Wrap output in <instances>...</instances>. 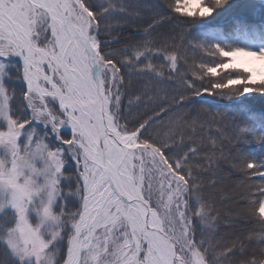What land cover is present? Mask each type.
I'll list each match as a JSON object with an SVG mask.
<instances>
[{"label":"snow or ice","instance_id":"snow-or-ice-1","mask_svg":"<svg viewBox=\"0 0 264 264\" xmlns=\"http://www.w3.org/2000/svg\"><path fill=\"white\" fill-rule=\"evenodd\" d=\"M232 8L0 0V264H264V159L240 147L264 130L194 107L264 94V34L190 31ZM224 161L243 177L234 195Z\"/></svg>","mask_w":264,"mask_h":264},{"label":"trees","instance_id":"trees-1","mask_svg":"<svg viewBox=\"0 0 264 264\" xmlns=\"http://www.w3.org/2000/svg\"><path fill=\"white\" fill-rule=\"evenodd\" d=\"M203 20H204V23L190 26V31L194 38L200 39L202 41L209 39V37L205 35L207 33V34H210V36L215 37L217 42H220L221 40L225 42L229 40L230 37L240 39L238 38L239 36H237L238 34L236 30H233V29L229 30L225 26V24H223L224 22L222 20H224V16L219 20H216L214 18H203ZM248 29L252 30V28L250 27H248ZM257 29L263 30L264 32V27L262 28L258 27ZM123 35L125 36V38L128 40L129 43H132L135 40L140 39L139 36L135 35V30L133 29H126ZM240 42L243 44L246 43L245 41L242 42L241 39H240ZM192 63H193V60L189 58L188 64L191 65ZM196 63L199 64L200 61L196 60ZM220 74L222 75L221 72ZM205 83H207V81H205ZM241 99H247L251 103L255 104L256 106H260L264 108V102H262L260 99H257V98L254 99V98H249V97H244V96L239 97V95H234L229 99L227 95L209 96L208 94H205L203 97L197 98V103L195 104L194 107L200 108L201 106H204V107H208L212 109L213 111L221 112L226 117L225 123H231L233 119L235 121H238L240 120L239 118H242V117L255 119L249 107H247L246 105L241 103V101H239ZM201 118L207 119V117L203 115ZM242 137L244 139V142L240 144V147L246 153L249 154V152L246 151V146H249L248 138L244 137L243 134H242ZM218 175L222 181L221 184L219 185V188L221 191L224 192L226 196L234 195L236 192L241 190L238 186L243 180V177L241 176V174L239 173L237 169L231 167V161H224L220 165V170H219ZM221 211H224V212L230 211L233 214V216H236L241 212V206L236 202V200H230L221 205ZM252 227H254V225L252 224L237 223L235 230L240 231L245 228H252Z\"/></svg>","mask_w":264,"mask_h":264},{"label":"rangeland","instance_id":"rangeland-1","mask_svg":"<svg viewBox=\"0 0 264 264\" xmlns=\"http://www.w3.org/2000/svg\"><path fill=\"white\" fill-rule=\"evenodd\" d=\"M230 2L233 4V8L229 10L228 12H221L219 15H216L213 13L209 17L205 18H214L216 20L221 19L224 16V20H222L225 24V26L229 30H236L237 36L242 40V42H247L248 37L252 34H258L256 32V29L258 27H264V0H230ZM231 15V16H229ZM222 16V17H221ZM229 16V17H228ZM221 17V18H220ZM226 18V19H225ZM215 20V21H216ZM248 27L252 28L248 29ZM240 39L237 38H231L227 41H225L227 44H236V45H244L246 43H241ZM10 59L14 61H19V57H11ZM222 75H224V71L220 70ZM249 97V98H257L260 99L262 102H264V94L261 93H247L244 95H239V97ZM240 120L236 121L237 124L240 125L241 129H261V123L256 121L255 119L251 118H239ZM244 137L249 138L250 133L248 131L242 132ZM249 146H246V151L249 152V154L264 159V144L258 143V142H249ZM256 182L259 183V178H256Z\"/></svg>","mask_w":264,"mask_h":264},{"label":"water","instance_id":"water-1","mask_svg":"<svg viewBox=\"0 0 264 264\" xmlns=\"http://www.w3.org/2000/svg\"><path fill=\"white\" fill-rule=\"evenodd\" d=\"M241 101V103H243L244 105H246L247 107H249L251 113L258 119L262 120L264 119V108L260 107V106H256L255 104L251 103L249 100L247 99H241L239 100Z\"/></svg>","mask_w":264,"mask_h":264}]
</instances>
